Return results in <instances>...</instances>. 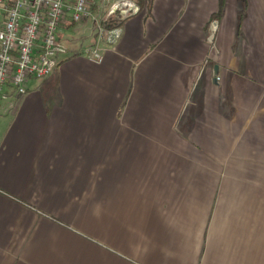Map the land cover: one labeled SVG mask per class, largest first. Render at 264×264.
<instances>
[{"label": "crops", "instance_id": "obj_1", "mask_svg": "<svg viewBox=\"0 0 264 264\" xmlns=\"http://www.w3.org/2000/svg\"><path fill=\"white\" fill-rule=\"evenodd\" d=\"M217 2L138 5L100 62L67 17L5 87L0 264H264V0Z\"/></svg>", "mask_w": 264, "mask_h": 264}, {"label": "built area", "instance_id": "obj_2", "mask_svg": "<svg viewBox=\"0 0 264 264\" xmlns=\"http://www.w3.org/2000/svg\"><path fill=\"white\" fill-rule=\"evenodd\" d=\"M100 10L94 0H0V97L7 85L24 94L28 80L50 75L64 52L58 31L67 17L92 24L95 42L86 56L100 62L107 47L120 39L121 21L139 7L132 0H113L103 14Z\"/></svg>", "mask_w": 264, "mask_h": 264}, {"label": "rangeland", "instance_id": "obj_3", "mask_svg": "<svg viewBox=\"0 0 264 264\" xmlns=\"http://www.w3.org/2000/svg\"><path fill=\"white\" fill-rule=\"evenodd\" d=\"M98 7L106 6L109 3H111L113 0H95ZM81 25H75L74 28H67L66 31L61 33V41L60 44L65 48L71 47L74 44L78 43L81 45V37L82 35L88 34V27L89 23L85 24V26L82 27L81 32H77V30L80 29ZM84 46V45H83Z\"/></svg>", "mask_w": 264, "mask_h": 264}, {"label": "trees", "instance_id": "obj_4", "mask_svg": "<svg viewBox=\"0 0 264 264\" xmlns=\"http://www.w3.org/2000/svg\"><path fill=\"white\" fill-rule=\"evenodd\" d=\"M9 1V0H7ZM140 8H145L147 13L150 12L151 8V2L152 0H136ZM224 2L225 0H218L217 2V10L215 13L211 15V19H218L223 13V8H224ZM110 25H114V20L110 19L109 20Z\"/></svg>", "mask_w": 264, "mask_h": 264}, {"label": "water", "instance_id": "obj_5", "mask_svg": "<svg viewBox=\"0 0 264 264\" xmlns=\"http://www.w3.org/2000/svg\"><path fill=\"white\" fill-rule=\"evenodd\" d=\"M212 73H213L214 80H216V77H217V65L214 66Z\"/></svg>", "mask_w": 264, "mask_h": 264}]
</instances>
